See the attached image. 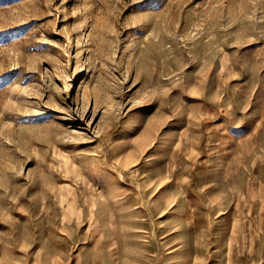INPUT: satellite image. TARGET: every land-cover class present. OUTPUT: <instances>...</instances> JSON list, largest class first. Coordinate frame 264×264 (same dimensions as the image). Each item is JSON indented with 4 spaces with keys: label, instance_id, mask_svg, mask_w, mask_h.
Returning a JSON list of instances; mask_svg holds the SVG:
<instances>
[{
    "label": "rangeland",
    "instance_id": "rangeland-1",
    "mask_svg": "<svg viewBox=\"0 0 264 264\" xmlns=\"http://www.w3.org/2000/svg\"><path fill=\"white\" fill-rule=\"evenodd\" d=\"M0 264H264V0H0Z\"/></svg>",
    "mask_w": 264,
    "mask_h": 264
}]
</instances>
